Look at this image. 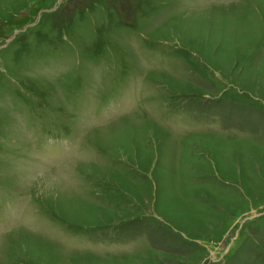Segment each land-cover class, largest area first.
<instances>
[{
    "label": "rangeland",
    "instance_id": "obj_1",
    "mask_svg": "<svg viewBox=\"0 0 264 264\" xmlns=\"http://www.w3.org/2000/svg\"><path fill=\"white\" fill-rule=\"evenodd\" d=\"M0 264H264V0H0Z\"/></svg>",
    "mask_w": 264,
    "mask_h": 264
}]
</instances>
